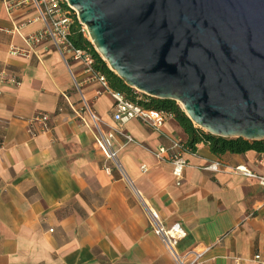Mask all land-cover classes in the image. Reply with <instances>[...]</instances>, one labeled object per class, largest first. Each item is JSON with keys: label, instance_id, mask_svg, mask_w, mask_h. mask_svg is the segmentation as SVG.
<instances>
[{"label": "crops", "instance_id": "crops-1", "mask_svg": "<svg viewBox=\"0 0 264 264\" xmlns=\"http://www.w3.org/2000/svg\"><path fill=\"white\" fill-rule=\"evenodd\" d=\"M24 1L9 0L8 11L0 0V264H177L145 207L164 227L181 226L185 236L174 252L201 253L193 264H264L257 179L264 177V153L183 149L186 136L173 118L159 129L137 119L115 123L114 101L95 100L100 84L92 74L74 75L72 59L66 65L49 40L30 51L25 40L43 23ZM62 93L74 104L83 98L103 123L130 136L110 140L130 184L106 161L93 122L75 121ZM37 115L49 117L47 131L32 122ZM159 148L164 161L155 156ZM177 154L187 162L179 185L169 162ZM213 162L223 170L205 171ZM238 166L253 177L233 173Z\"/></svg>", "mask_w": 264, "mask_h": 264}, {"label": "water", "instance_id": "water-1", "mask_svg": "<svg viewBox=\"0 0 264 264\" xmlns=\"http://www.w3.org/2000/svg\"><path fill=\"white\" fill-rule=\"evenodd\" d=\"M127 87L213 136L264 140V0H67Z\"/></svg>", "mask_w": 264, "mask_h": 264}, {"label": "built area", "instance_id": "built-area-1", "mask_svg": "<svg viewBox=\"0 0 264 264\" xmlns=\"http://www.w3.org/2000/svg\"><path fill=\"white\" fill-rule=\"evenodd\" d=\"M6 9L11 10L12 6L9 0H4ZM31 3L37 12V19L42 21L43 28L28 36L26 43L28 44L30 51L34 52V48L41 42L49 40L53 43L55 49L62 56L64 62L67 65L68 59L78 61L83 65L86 72L92 74L97 82L100 84V90L95 94V100L100 101L105 96H110L113 101L112 120L119 125H124L131 120L137 119L142 121L149 127L159 129L168 118L172 116L164 111H156L150 109H144L133 102L128 101L122 94L113 92L108 88L107 82L104 77L99 73H94L92 68V57L84 50H74L71 48L67 41V37L70 33V25L73 21L72 14H75L73 9L68 5L67 0H25L23 4ZM76 17V14H75ZM12 54H28L23 53L20 50H12ZM141 94V93H140ZM65 104L70 108L73 119L80 125L85 124L89 118L96 128L98 134V140L100 146L106 152V161L112 163L121 172V180L130 184V181L117 159L116 153L111 146L110 140L114 134L122 135L126 140L131 141L130 136L125 135L116 127H111L103 123L99 117H97L83 98L79 104L72 103L66 94H61ZM62 106H58V111H61ZM49 117L47 115H37L33 117L32 122L40 123L42 125L41 131H47V122ZM205 132V131H204ZM165 149L159 148L155 155L159 161H164ZM172 166V175L177 179L176 185L180 184L183 169L187 166L186 160L181 154L173 156L169 160ZM142 170L145 166L140 167ZM107 170V168H106ZM205 171L220 172L223 170L222 165L219 162H213L204 167ZM233 173L242 174L244 176L253 177V175L245 169L243 166H238L232 169ZM258 183L262 188L264 195V177H258ZM148 214L152 231L160 238L164 247L174 255L177 264H185L184 258L191 256L192 261L188 264H193L201 258V253L190 251L186 255L180 257L174 252V246L176 243L185 236L184 230L179 224H173L170 227H164L158 220L157 214L145 207ZM260 255H255V260H260Z\"/></svg>", "mask_w": 264, "mask_h": 264}, {"label": "trees", "instance_id": "trees-1", "mask_svg": "<svg viewBox=\"0 0 264 264\" xmlns=\"http://www.w3.org/2000/svg\"><path fill=\"white\" fill-rule=\"evenodd\" d=\"M72 18L73 21L70 25V33L67 37V41L71 48L74 50H84L90 54L93 60V72L99 73L104 77L111 91L122 94L128 101L144 109L164 111L170 114L186 136L183 149L194 152L199 144H203L208 146L209 151L215 156L242 154L248 150L264 153V140L260 142H248L241 138L227 139L213 136L193 125L175 101L155 99L143 94L141 96L134 89L127 87L109 70L106 63L84 36L83 27L77 21L75 14H72Z\"/></svg>", "mask_w": 264, "mask_h": 264}, {"label": "rangeland", "instance_id": "rangeland-1", "mask_svg": "<svg viewBox=\"0 0 264 264\" xmlns=\"http://www.w3.org/2000/svg\"><path fill=\"white\" fill-rule=\"evenodd\" d=\"M83 27V30H84V36L88 39V34H87V31L85 29L84 26ZM69 65L72 67V72L74 73V75L77 74V72H81L82 70H84V67L83 65H80L79 63H77V61H73V60H70L69 61ZM76 65V66H75ZM75 66V67H74ZM137 92V91H136ZM139 93V92H137ZM139 95L142 96V94L139 93ZM179 106V108L181 109V106L179 104H177Z\"/></svg>", "mask_w": 264, "mask_h": 264}]
</instances>
